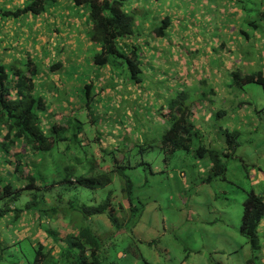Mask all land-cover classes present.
<instances>
[{"label":"rangeland","instance_id":"1","mask_svg":"<svg viewBox=\"0 0 264 264\" xmlns=\"http://www.w3.org/2000/svg\"><path fill=\"white\" fill-rule=\"evenodd\" d=\"M133 2L129 0V4ZM153 2L160 8L149 12L144 21H150L151 30L159 27L165 16L172 20L164 40L166 47L162 51L156 48L154 55L155 60L162 61L165 70L161 73L144 71L140 85L131 82L128 86L125 69L118 66L114 72L110 65L107 69L113 71L110 80L114 83L112 89H105L103 94L96 83L103 74L93 64L99 46L94 43L86 50L83 42L85 38L91 41L88 12L84 7H76L73 0L48 4L42 14L45 22L40 25L37 17L34 24L33 21L26 23L32 13L19 18L4 16L6 10L24 8L29 0H0V45L7 42L5 48L0 47V57L7 52L17 57L16 41L20 42L22 54L21 39L31 43L38 36L44 37L42 27L51 37L53 46L31 54L40 69L39 77H43L45 59L55 63L64 57L71 61L68 74L58 72V76L79 77L78 81H73L68 95L81 100L85 88L79 86L84 82L95 83V99L90 111L74 112L70 119L73 122L70 135L79 127L80 138H84L86 144L79 147L73 143L67 151L68 141L61 142L50 153L39 155L36 161L27 154L29 166L35 169L31 174L43 189L22 192L14 205L24 209L37 194L45 201V209L55 210L61 202L71 201L75 205L97 207L111 194L115 209L123 205V209L116 211L120 221L126 224L129 201L122 193L124 183L117 172L122 169L133 183L132 202L141 209L134 218L131 215L129 224L120 231L106 215L84 218L74 208L63 212L64 206L59 207L57 215L47 216L48 219L43 218L41 222L34 211H26L21 220L11 222L14 217L11 213L0 222V264H33L38 243L43 244L46 252L56 246L55 258L50 264H65L57 257L59 251L67 248L63 237L74 231L73 221L89 226L102 241L104 264H247L251 260L264 264V235L260 234L261 249L253 252L249 240L240 231L244 204L250 192L264 197V87L258 83H238L232 76L235 71L242 76L264 75V20L260 15L264 13V0ZM145 4L151 6L149 0H145ZM67 9L73 12L75 24L67 18L65 25L66 18L58 14L51 23L53 12ZM78 19L85 24L83 29ZM8 21L15 22V30L23 28V34L10 31L5 24ZM26 28L31 29L25 35ZM73 38L76 39L74 45L69 42ZM81 56L86 57V62L77 72L73 60ZM147 58L152 60L148 55ZM27 61L5 64L10 83L15 79L11 67L25 71ZM50 85L44 82L43 90H48ZM213 90L217 92L214 101L200 102V95L210 96ZM173 102L182 109L195 103L194 109L200 115L208 106L207 119L197 126L194 146L211 147L221 153L226 166L224 178L208 182L211 163L196 152L178 151L167 159L162 136L170 125L168 113ZM104 110L115 111V116L106 117ZM221 110L223 115L218 116ZM93 111L97 116L95 123L91 121ZM43 116L48 118L45 113ZM48 120L50 123L43 127L50 134L54 119ZM234 132L238 134L237 147L232 151L228 150L226 134ZM17 150L10 155L0 148V184L11 183L19 189L22 182L3 168L12 163L10 158ZM24 150L21 145L22 154ZM113 169L116 170L112 174L113 181L104 188L60 184L67 174L99 176ZM2 206L0 202V208ZM49 230L58 233L59 241L49 237Z\"/></svg>","mask_w":264,"mask_h":264},{"label":"trees","instance_id":"2","mask_svg":"<svg viewBox=\"0 0 264 264\" xmlns=\"http://www.w3.org/2000/svg\"><path fill=\"white\" fill-rule=\"evenodd\" d=\"M59 1L60 0H29V3H27L24 8L18 9L17 11H9L8 16L18 18L27 13L40 16L45 13L48 4H56ZM149 1L151 2V6H147L145 0H134L131 4H129V0H73L76 7H84L87 10L88 14L87 12L86 14L89 20L88 35L91 43H95L99 46V52L94 56L93 64L101 72L104 71L103 69L106 70L110 65L113 66L112 69L114 72L118 66H122L128 74V86H131V82L136 85H140L143 82L142 75L146 70V65L143 62L145 61V53L149 48L154 49L155 52L156 48L160 49V45L165 42L164 40L167 36V32L172 24L170 16H165L161 21L160 26L151 30L150 21H144L148 18L149 12L156 11L160 8V6L153 1L160 0ZM169 8L170 5H168L167 9ZM260 15L261 19L264 20V13H261ZM77 21L79 22L78 25L80 28L83 29L85 25L83 21L81 19H78ZM87 40L88 39L86 38V41ZM86 41H83L84 44ZM156 41L158 44L154 46ZM90 49V47H86V50ZM159 49L158 51H161ZM142 54L144 55L143 58L141 56ZM154 55L150 56L153 62L155 60ZM62 58L63 57L59 59V62ZM85 58V56H81V58L73 60V63L77 66L78 70L79 67L86 62ZM67 61L68 63L71 62L69 60ZM52 64L50 70H48L55 83L49 89L52 91L54 90V94L60 99L62 98L61 95L66 94L69 90H64V88L58 89L57 85L64 86L68 84L69 78L59 77L55 68L58 66L60 67V65L54 64L53 62ZM5 67V64L0 63V148H3V153H10V155L13 150L18 149L17 147L19 145H23L25 150L24 154L18 151L17 153H14L13 156L16 164L12 173H14V176L22 182L21 188L16 189L11 183L4 184L3 186L0 184V202H3V206L0 208V222L11 213L14 215L11 222L21 220L22 214L26 211H34V214L39 215V221L41 222L43 218H47V216L52 217L53 215H57L58 210L60 209L59 207L64 206L65 208L63 212L65 213L74 208L76 211L80 212L84 218L92 215H106L117 231L125 228L130 222L131 215L134 218L136 213L141 209L134 206L132 202L133 183L122 169L117 172L119 178L124 183L122 193L128 197L129 201V216L126 224H123L120 221L116 211L118 208L123 209V205L120 204L115 209L111 201V194L108 195L107 198L97 207L75 205V203L71 201L69 203L61 202V205L55 210L52 208L45 209V201L39 199L37 194L33 195L32 199L28 201L24 209H19L14 205V203L20 198L22 192L27 191L32 193L36 190L43 189V186L37 185L34 177L35 175L31 174L35 169L34 167L31 168L29 166L25 154H31L34 161H36L39 158V155L50 153L61 142L68 141L69 144L66 148L67 151L73 143L79 147L86 144L84 138H80L82 136V130L79 129V127L73 131L72 136L70 135L71 126H73V122L70 119L73 118L71 114L74 112H80L85 109L90 111L95 99V95H93L95 83L85 82L83 84L82 89L85 88V91H82L84 96L81 100L74 99L70 95L65 99V101L73 100L74 108L68 110L71 112L66 113V107H60L52 114H47L49 107L51 109L54 105V103L50 105L49 100V94L53 93L48 92L49 89L43 90V84L41 85L40 82H42L41 80H43L44 77H41V79L37 77L38 81L36 80V76L40 70L38 66L34 65L31 59H28L27 64L24 66L26 68L25 71L11 67L12 74L15 77L12 83L9 82V76ZM108 70V75L113 77V71L110 69ZM103 76H105L104 73ZM232 76L238 83H258L264 87L263 74L259 73L242 76L238 71H235L232 72ZM112 83H114L113 80H110L107 87L112 89ZM99 86L100 89L102 87L101 92L104 94L107 90H105L104 86ZM213 92L211 98L205 96L203 93L205 100L207 99L208 102L214 101V98L217 97V92L216 90H213ZM111 94L112 92H110V95ZM104 96L108 99V94H105ZM176 97L177 96L174 98ZM63 98H65V95H63ZM172 101H175V99ZM63 103L65 102L63 101ZM43 113L47 114L48 118L52 117L54 119L52 128H50L51 131L49 130L50 134L45 132L43 124H49L51 120H48V118L44 119ZM115 113V111L108 112L104 110L106 117L109 115L114 117ZM202 113L203 114L201 115H198L197 112L194 113V105L182 109L176 106V102H173L168 113L171 115L170 125L162 136V145L163 150L167 155V159L173 157L178 151H185L187 153L196 152L201 157H207L211 163L210 173L207 179V181L210 182L216 178H224L226 166L222 160V155L218 150L203 145H200L198 148H195L194 146V137L197 133V126L199 127V124H202L203 120L206 118L204 111H202ZM217 114L218 116H221L223 115V111L221 110ZM96 119L97 116L93 111V118L91 121L95 123ZM62 121L64 123H61ZM237 136L238 134L235 132L226 134V137L229 140L228 150H236ZM226 156H229V154H226ZM8 164L10 163H7V165ZM80 164L81 163H79V165ZM67 171H70V169H67ZM115 171L116 170L113 169L99 176H73L67 174L60 184L74 185L75 187L78 185L91 189L97 187L104 188L112 183V174ZM263 221L264 197L258 196L254 192H250L249 197L244 204V214L240 231L241 234L249 240L253 252H257L261 249L259 230ZM73 229L74 231L71 234L63 237V240L66 241L67 248H65L66 250L63 249L62 252L59 251L58 253L60 255L57 258L60 261L62 260L65 264H104L101 255L104 248L103 243L93 233L92 229L83 224H75L74 221ZM49 234V237H55V239L59 241L58 233L49 230ZM55 247L48 248V251L46 252V248L43 244L38 243L37 254L33 264H50L55 258ZM247 264L255 263L251 260Z\"/></svg>","mask_w":264,"mask_h":264},{"label":"crops","instance_id":"3","mask_svg":"<svg viewBox=\"0 0 264 264\" xmlns=\"http://www.w3.org/2000/svg\"><path fill=\"white\" fill-rule=\"evenodd\" d=\"M59 11V10H58ZM53 20H52V17H50V21H51V23H53V21H56V19H57V16H56V14H58L59 16H64L65 18H66V20L64 21V23H65V25H67V23H68V21H72L73 19H72V14H73V12L71 11V10H60L59 12H53ZM4 16L6 17V18H13V17H11V16H8V12H5L4 13ZM35 17H37V19L38 20H40V25H41V23L42 22H45V17H43V15H40V16H36V15H33V16H31L28 20H27V22L26 23H28L29 21H33V24L35 23ZM19 18V17H18ZM67 18L68 19H70V20H68L67 21ZM19 21H21V19H19L18 20V22ZM73 22V21H72ZM82 22V21H81ZM77 23H79L78 21H77ZM9 28H10V31H12L13 33H20V34H23L22 33V29L23 28H21V27H19V28H17V30H15V22H11V21H8L7 23H5ZM73 24H75L74 22H73ZM31 28H26L25 30V35H26V32L27 31H29ZM40 30H41V32L44 34V37L43 36H41V37H37L36 38V40H34L33 42H26L25 41V38H22L21 39V41H22V45H23V48H24V50H23V53L21 54V45H19L20 44V42H14L15 44H17L18 43V51H19V53H18V55H17V57H12L11 55H10V52H7L6 54H4V56L3 57H0V62H3L4 64H6V65H12L11 63L12 62H16V63H19V64H21L22 62L24 63V62H26L28 59H31L32 60V62L34 63V59L32 58V56H31V54L32 53H36L37 54V52L38 51H42V49H43V47H45V48H49V49H51L52 48V43H53V41H52V39H51V37L50 36H48V35H46L44 32H43V28L41 27L40 28ZM56 34L58 33V31H56L55 32ZM88 39V38H87ZM85 41H86V38L84 39ZM57 41V38L55 39V42ZM54 42V43H55ZM72 45H74L75 44V42H76V40H75V38H73V39H71L70 41H69ZM86 47L88 46V48L90 47V48H92L93 47V44L91 43V41H86ZM158 44V42L156 41L155 43H154V46H156ZM7 46V42H4L2 45H0V47H6ZM151 47H152V45H151ZM166 47V43L165 42H163V43H161V45H160V49L159 50H163V48H165ZM151 48H149V50H150ZM97 50H98V47H97ZM149 50L145 53V61H144V64L146 65V70H145V72H152V71H154V70H157V71H159V72H161V71H163L165 68H164V66H163V63H162V61H160V60H154V62H153V60H148V58H147V55L148 56H151V55H154V53H155V50L154 49H151V51L149 52ZM64 59V60H63ZM43 71H42V75H43V77H44V79L43 80H41L42 82H40V84H43L44 82H49V83H53V84H51L50 85V87L49 88H51L53 85H54V83H55V81L52 79V77L50 76V74H49V70H50V67L53 65L52 64V62H51V59H45V61L43 62ZM54 64H59L60 65V67L58 66V67H56L55 69L57 70V72H62L65 76L68 74V70H67V67L69 66V63H68V61L63 57L62 59H61V61L59 62V60H57V62H55ZM34 65H36L35 63H34ZM11 67V66H10ZM33 69V68H32ZM49 69V70H48ZM104 71L102 72V74L104 73L105 74V76H103V77H99V80H97L96 81V83H97V85L99 86V85H102V86H104V88L105 89H108V87H107V85H108V83L110 82V76L111 75H108L109 74V70L108 69H103ZM80 70H77V72H79ZM39 73H40V70L38 71V74H37V76H36V80H37V77H39ZM65 76H62V78H67V77H65ZM40 79H41V77H39ZM69 78V83L68 84H66V85H57V87H58V89H63L64 88V90H69L70 89V87L73 85L72 83H73V81L75 80V79H77V81L79 80V77H73V78H70V77H68ZM38 81V80H37ZM85 83V82H84ZM95 85V84H94ZM80 88H83V85L82 86H79ZM101 89H102V87H101ZM48 92H51V93H53V94H49V100H50V105L52 104V103H54V105L51 107V109H50V107H49V110H48V112H47V114H52L54 111H56V110H58V108H60V107H66L65 108V111H66V113H68V112H71V111H68V110H72L74 107H73V100L71 101H65V99L67 98V97H69V95L66 93L65 94V98H58V96L56 95V94H54L55 92H54V90L52 91L51 89H49L48 90ZM77 92H78V90H77ZM201 97H202V95H200ZM208 97H210L211 98V95L210 96H208ZM64 99V100H63ZM65 102V103H63V101ZM68 103V104H67ZM205 114H206V117H207V112H209V110H208V108H206L205 109ZM195 112H197V111H195ZM194 112V113H195ZM198 113V112H197ZM198 115H199V113H198ZM207 118H205L203 121H205ZM3 168L6 170V172L7 173H9L11 170H12V168L11 167H4L3 166ZM259 233L260 234H262V235H264V221L262 222V224H261V226H260V230H259Z\"/></svg>","mask_w":264,"mask_h":264},{"label":"clouds","instance_id":"4","mask_svg":"<svg viewBox=\"0 0 264 264\" xmlns=\"http://www.w3.org/2000/svg\"><path fill=\"white\" fill-rule=\"evenodd\" d=\"M10 10H6L5 12H9ZM14 18V17H13ZM28 62V61H27ZM214 98V97H213ZM202 100H204V101H207V99L205 100V98H204V96H203V94H202V97L200 98V102H202ZM208 102V101H207ZM209 104H210V102H208ZM192 105H194V107L197 105V104H195V103H193ZM205 108V107H204ZM207 108H208V106H207ZM195 111H198V110H195L194 109V112ZM202 111H204V113H205V110H202ZM169 115V114H168ZM18 150H17V152L19 151L20 153H21V146L19 145L18 147ZM11 154H12V152H11ZM14 156V155H13ZM13 156L10 158L11 160H12V163H10V164H8V165H4V167H11L12 168V170L9 172V173H12L13 172V170H14V168H15V164H16V162L14 161V158H13ZM25 156H27V154L25 155ZM30 157H32V156H30ZM33 158V157H32ZM34 160V159H33ZM31 168H32V166H31Z\"/></svg>","mask_w":264,"mask_h":264}]
</instances>
